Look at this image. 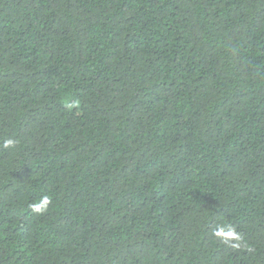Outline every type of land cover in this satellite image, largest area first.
<instances>
[{
    "label": "trees",
    "instance_id": "16d2710c",
    "mask_svg": "<svg viewBox=\"0 0 264 264\" xmlns=\"http://www.w3.org/2000/svg\"><path fill=\"white\" fill-rule=\"evenodd\" d=\"M0 264H264V0H0Z\"/></svg>",
    "mask_w": 264,
    "mask_h": 264
},
{
    "label": "clouds",
    "instance_id": "9594fccd",
    "mask_svg": "<svg viewBox=\"0 0 264 264\" xmlns=\"http://www.w3.org/2000/svg\"><path fill=\"white\" fill-rule=\"evenodd\" d=\"M15 144H16L15 140L8 139V140L5 141L4 147L5 148L14 147ZM48 202H49L48 198L44 197L40 203L32 205V208H33L34 211H36L38 213L42 212V211L46 210V206H47ZM221 234L222 233H218V235H221ZM227 235L232 237V238H234V239H238L239 238L238 236H236V234L233 231H229L227 233Z\"/></svg>",
    "mask_w": 264,
    "mask_h": 264
}]
</instances>
